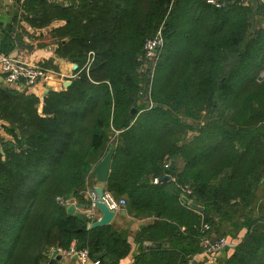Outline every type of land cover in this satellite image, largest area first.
<instances>
[{
	"label": "trees",
	"instance_id": "trees-1",
	"mask_svg": "<svg viewBox=\"0 0 264 264\" xmlns=\"http://www.w3.org/2000/svg\"><path fill=\"white\" fill-rule=\"evenodd\" d=\"M68 1L24 0L22 9L35 29L58 23L37 46L55 44L77 65L70 85L42 100L0 86L9 135L0 153V264H62L49 248L72 242L98 264L129 254L113 224L87 229L85 214L66 212L90 203L89 173L110 145L105 189L125 199L132 218L152 219L135 236L131 264H189L203 223L217 237L245 230L225 264H264V1ZM160 27L148 94L140 60ZM164 174L176 182H153ZM176 183L204 210L183 203Z\"/></svg>",
	"mask_w": 264,
	"mask_h": 264
},
{
	"label": "crops",
	"instance_id": "crops-1",
	"mask_svg": "<svg viewBox=\"0 0 264 264\" xmlns=\"http://www.w3.org/2000/svg\"><path fill=\"white\" fill-rule=\"evenodd\" d=\"M25 12L23 11L19 0H0V54L12 56L17 55V58L25 60L29 63H37L43 66V63H48V65H52L54 68L56 76L49 83H37L33 86L26 87L22 84H15L11 86H7L2 81V77L0 76V86L10 89H16L19 91H24L27 88V92H32L36 96L42 100L43 95L45 94L46 88L50 90H60L64 88L63 83L65 80H71V77L74 73V65L71 62L66 61L63 58H60L55 50V44H47L45 46H37L42 40H48V34L50 29L57 26V22H53V24L48 27L42 29H35L31 27L26 19ZM17 33H20L17 36ZM41 38H40V37ZM15 53V54H14ZM45 67V66H44ZM41 106V102L39 107ZM0 125L2 128L0 129L1 135L5 139H9V135L5 133L4 126L8 125L5 121L0 119ZM101 185L100 183H95L91 186ZM88 192V190H86ZM90 191V189H89ZM85 192V198L89 200V197ZM86 207L77 208V212L84 211ZM96 217L99 216L97 212ZM151 218H143V219H134L132 218L126 210L125 215H121L119 212L115 214L112 224L115 228L123 231L127 241L130 244V252L129 254L122 258L118 264H131L134 256L138 253L139 245L135 240V236L138 231L141 230L148 223H151ZM140 225H143L141 228ZM245 230L239 232L236 238H231L230 236L225 235L227 238L234 240L233 246L228 249L221 250L216 255L209 258L206 254L202 252L194 254L189 264H225L227 257L233 251L234 246L237 242H239ZM235 242V243H234ZM74 253L65 254L61 258L62 264H89L88 262H83L79 257H74Z\"/></svg>",
	"mask_w": 264,
	"mask_h": 264
},
{
	"label": "built area",
	"instance_id": "built-area-1",
	"mask_svg": "<svg viewBox=\"0 0 264 264\" xmlns=\"http://www.w3.org/2000/svg\"><path fill=\"white\" fill-rule=\"evenodd\" d=\"M24 0H19V3L22 7ZM212 2V0H209ZM164 44V38L162 34L161 27L149 38L144 41L143 44V56L142 60H157L159 51ZM89 55H91L89 53ZM90 59L87 61L86 67L89 65ZM154 70V68H153ZM153 70L151 71V78L149 79V88L151 86ZM0 76L2 77L3 83L7 86L22 84L26 87L33 86L37 83H49L52 81L56 73L54 69L44 67L37 63H29L20 58H13L7 55L0 54ZM76 73L74 72L71 78H74ZM260 76H264V71ZM4 137L0 133V149H2ZM169 163L164 165V168H169ZM171 180L175 181V177L171 176ZM158 178H154L153 182H158ZM176 182V181H175ZM177 188L180 190L181 196H186L192 194V190L188 184L176 183ZM87 192V191H86ZM87 195L89 197L90 203L84 209L83 214L89 219V221L94 220L96 217L97 209L95 207V201L97 200L95 193L90 189L88 190ZM103 201L109 207V209L119 211L123 205H126V201L124 198L115 199L106 189L104 190ZM201 230L204 232V235L201 237L199 241V246L201 248V252L206 254L209 258L219 253L225 245L233 246V242L231 239L226 236H215L211 233V229L208 223H203ZM57 250L61 255L77 253V257H79L83 262H88L89 264H98L97 261H91L88 258V252L86 249L76 250L74 248V242L71 243L69 250H63L59 247L51 249Z\"/></svg>",
	"mask_w": 264,
	"mask_h": 264
},
{
	"label": "water",
	"instance_id": "water-1",
	"mask_svg": "<svg viewBox=\"0 0 264 264\" xmlns=\"http://www.w3.org/2000/svg\"><path fill=\"white\" fill-rule=\"evenodd\" d=\"M55 5H59V0H55ZM75 5H76V3H75ZM10 57L15 58V57H17V55H12ZM73 65H74L73 69H75L77 67V65L76 64H73ZM70 83H71L70 79L69 80H65L64 83H63L64 88L69 86ZM49 90H50L49 88H46L44 93H47ZM24 91H27V88L24 89ZM133 111H134V109H132V112ZM1 128H2V126L0 125V129ZM15 133L17 135H19V130L16 129ZM113 152H114V145H110L108 147L107 151L105 152V154L102 156V158L91 169V174L94 175L96 181L101 184V185H96V186L92 187V191L95 193L96 198H97V200L95 201V207L97 209V212L99 213V216L95 217L94 220L88 221L86 223V228L87 229L95 228V227H98V226H105V225L112 224L114 216L118 212L121 215H125L126 214V205H123L122 208L117 212L115 210L109 209V207L103 201V195H104V190H105V187H104L103 184L106 182V180L108 178ZM0 153L1 154L4 153L3 149H0ZM173 167H174V160H172L170 162V168H173ZM158 180L161 181V182L170 181L171 180V175L170 174H164ZM181 200L188 207H190L191 209H193V210H195L197 212H201V211L204 210V207L202 205L198 204L194 198L181 196ZM77 208H81V205L80 204L76 205L75 203L72 202V203L68 204V206L66 207V212L69 215H75L77 218H81L83 213L82 212H77L76 211ZM140 227L142 228L143 225H140ZM144 245L146 247L152 248V247H160L161 243L160 242L145 241ZM229 247L230 246L225 245L222 250L228 249ZM73 256L77 257L78 255H77V253H74ZM49 257L51 259L61 260L63 255L58 253L57 250H52L50 255H49Z\"/></svg>",
	"mask_w": 264,
	"mask_h": 264
},
{
	"label": "rangeland",
	"instance_id": "rangeland-1",
	"mask_svg": "<svg viewBox=\"0 0 264 264\" xmlns=\"http://www.w3.org/2000/svg\"><path fill=\"white\" fill-rule=\"evenodd\" d=\"M261 23H262V25H264V20ZM160 51H159V54H160ZM158 59H159V55H158ZM158 59L154 60V61L149 60V59H146V60L141 59L140 60V69L143 72H145V74L149 77V79L151 78V71L153 70V68H154L153 72L155 71V67L157 65ZM152 78H153V75H152ZM141 87H144V85L141 84ZM150 91H151V89L149 88V81H148V83L146 84V92L149 94ZM143 92H145V91H143ZM89 174H91V173H89ZM95 181H96L95 177L91 178L90 181H87V182H89L87 190L91 189V186L95 184ZM260 196H261V200H260L261 206H260L259 211L262 212V211H264V187L262 188V191L260 192ZM232 241H234V240H232ZM54 246L55 245L50 246L49 251L51 249L57 248L56 246L55 247Z\"/></svg>",
	"mask_w": 264,
	"mask_h": 264
},
{
	"label": "flooded vegetation",
	"instance_id": "flooded-vegetation-1",
	"mask_svg": "<svg viewBox=\"0 0 264 264\" xmlns=\"http://www.w3.org/2000/svg\"><path fill=\"white\" fill-rule=\"evenodd\" d=\"M60 1H63L62 3L65 5V3H69V1L68 0H60Z\"/></svg>",
	"mask_w": 264,
	"mask_h": 264
}]
</instances>
